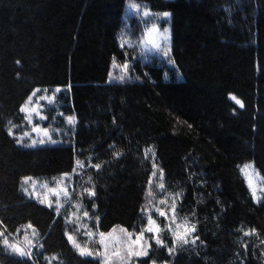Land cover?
<instances>
[{"label":"trees","instance_id":"16d2710c","mask_svg":"<svg viewBox=\"0 0 264 264\" xmlns=\"http://www.w3.org/2000/svg\"><path fill=\"white\" fill-rule=\"evenodd\" d=\"M128 2L171 13L170 65L121 45L144 27L126 19ZM114 64L128 78L111 81ZM55 87L45 125L60 143L21 147L9 134L21 107ZM246 162L264 178V0H0V231L38 234L31 259L0 242V264H101L77 254L64 215L23 193L25 177L72 175L94 230L138 235L149 216L163 228L146 210L156 168L195 243L175 248L162 229L174 251L149 238L139 264H264V198L253 199Z\"/></svg>","mask_w":264,"mask_h":264},{"label":"rangeland","instance_id":"374dc122","mask_svg":"<svg viewBox=\"0 0 264 264\" xmlns=\"http://www.w3.org/2000/svg\"><path fill=\"white\" fill-rule=\"evenodd\" d=\"M144 12H148L149 15H143ZM163 13L165 12L152 13L149 9L139 5L138 3L128 2L125 9L126 19L130 18L129 20H131V18H138L143 23L142 25L144 27L142 34L136 39H132L131 35H123L121 39V45L135 48V50L137 51V58L144 62H148L155 57L170 65L168 61L170 60L169 58L171 55L172 47L170 16L164 17L162 15ZM165 35H167L169 38L165 39ZM157 45L159 47H156ZM165 51H167V55H164ZM126 65L128 66V64ZM123 66L124 65L119 64L113 65L110 74L111 81H121L118 79V77L121 75H124L125 79L128 78V70L125 72ZM56 89H59V91H56ZM61 91L62 88L60 87H55L53 89L37 88L33 91V93L35 92V96L32 95L33 93L30 95L32 96V103L29 105V109L31 110L35 108L36 110H38L39 115H37V111H30V113L21 111L24 115V123L19 127L15 126L10 129V135L15 138V140L21 147L36 148L44 146H54L60 143L58 139L61 133L57 128H55V121L51 122V124L49 125L50 127L46 126L45 124L46 122H50L47 110H49V108H55L56 94L60 93ZM50 100L51 103L49 102ZM41 117H46V119H41ZM34 128H39L40 131H33ZM45 129H47L48 131L47 136L44 135ZM40 140H43L44 143H39ZM33 141H36L37 143L33 145ZM246 165L251 166L249 175L252 177V185L256 189L255 196L253 195L252 188L249 187L248 180L245 178L244 173H242L241 171V169H243ZM240 171L253 199L256 202L257 198H260V200H262L264 198V191H262V189H264V178L254 167L253 163H244L241 166ZM155 173L156 176L152 177L150 185V191L152 193L149 194V199H152V201L148 203V205L146 206V210L157 212L158 221L163 223H161L163 228L158 225L157 221H155V223L153 224L148 223L147 228H158L159 231L155 233L144 231L143 239H141L138 243L134 242L137 240V237L140 234L134 235L131 233H127L126 231H121L120 228H116L114 229L115 231H111L110 233L103 234V236H101V233L94 230L93 225H91L92 218L86 212L85 208L81 205V201L77 197H75V195L77 194L76 190L74 191V187L72 184V175L63 174L49 180L25 177L22 181L21 190L28 198L35 199L39 203H41L40 201L43 200L44 202L41 204L47 207H49L48 204L49 202H51L52 208H54L57 213L65 216L69 230V233H67V238L69 235H72L75 238L76 242L82 248L94 253L93 256L86 257L98 259L101 264H105V257L108 258L107 264H139L138 259L145 256H130L129 249H131L132 252L146 249L148 252L150 241L149 238H151L153 235H158L161 239L162 229H167L170 233L175 231L183 233L187 229L189 232L187 236L189 242L193 240L194 232L190 231L191 225L186 221L177 218L176 205L173 200L174 198L172 199L171 196L162 195V189L158 187V185L162 181L160 180V172L157 168ZM257 173L259 174L258 177L256 176ZM27 178L30 179L28 180V183H25V180ZM65 191H67L69 195L66 196L64 194ZM155 192H157V194ZM161 201H164V203H161ZM173 205L175 206V213H173L172 211ZM161 211L166 215L160 216L159 212ZM85 213H87V215H85ZM27 226L22 227L13 236L6 237L4 235V237L7 238L9 244L25 249L26 251L32 253V250L38 244V234L35 231L36 234L33 235V228H28ZM88 233H93V235H89ZM173 240L175 248L184 245L177 243L174 237ZM69 242L73 246L72 241ZM141 245H143V248H141ZM5 248L11 254L20 257L17 253H14L11 248L7 246H5ZM73 248L79 255L78 250L74 246ZM96 253H101L102 255H96Z\"/></svg>","mask_w":264,"mask_h":264},{"label":"snow or ice","instance_id":"6c2138e0","mask_svg":"<svg viewBox=\"0 0 264 264\" xmlns=\"http://www.w3.org/2000/svg\"><path fill=\"white\" fill-rule=\"evenodd\" d=\"M143 15L148 16L149 13H148V12H144ZM162 15H163L164 17H169V16L171 15V13H167V12H165V13H163ZM164 38H165V39H168L169 37H168L167 35H165ZM156 47H159V46L157 45ZM164 55H167V51L164 52ZM123 67H124V70H125V72H126V71H127V65L125 64ZM118 79L121 80V81H123V80H125V76H124V75H121V76L118 77ZM37 91H40V90H37ZM56 91H59V89H56ZM32 95L35 96V92H34ZM233 99H235V97H233ZM49 102L51 103V100H50ZM31 103H32V96H30V97L28 98V100L25 102V105L21 108V111H22V112H29V113H30V111H37V115H39L38 110H36L35 108H33V109H31V110L29 109V105H30ZM236 103L240 104V101H239V100H236ZM241 107H243L242 104H241ZM41 119H46V117H41ZM67 119H68V123H69V124H74V123H75V118H74V117H68ZM33 131H37V132H39L40 129H39V128H34ZM9 134H11V130H9ZM26 135H27V133H26ZM44 135H45V136L48 135V131H47V129L44 130ZM36 143H37L36 141H33V145H35ZM39 143H44V141H43V140H40ZM77 165L80 166V167H83V165L81 164L80 161H77ZM93 167H97V168H98L99 165H93ZM250 168H251L250 165H246V166H244L243 169H241V171H242V173H244L245 178L248 180L249 187L252 188L253 195L255 196L256 189L253 187V185H252V177L249 175V170H250ZM253 171H254V170H253ZM152 175H153V176H156V173L153 172ZM256 176L258 177L259 174L257 173ZM29 179H30V178H27V179L25 180V183H28V180H29ZM160 180H161V181L163 180V172H162V170H161V172H160ZM61 182H62V181H61ZM158 187H160L161 189H163V188H164L163 183L161 182V183L158 185ZM262 191H264V189H262ZM64 194H65L66 196L69 195V194L67 193V191H65ZM89 195H95V192H89ZM40 202L43 203L44 201L41 200ZM257 202H260V198H257ZM161 203H164V201H161ZM48 206H49V207H52V203L49 202ZM172 211H173V213H175V206H174V205L172 206ZM85 215H87V213H85ZM159 215H160V216H164V215H166V214H165L164 212L161 211V212H159ZM149 223H150V224L155 223V221H153V220L151 219V216H149ZM27 227H28V228H33V226H32L31 224H29ZM5 231H6V229H5ZM113 231H115V230H113ZM121 231H126V230H125V229H121ZM144 231H147V232H150V233H155V232H158L159 229H158V228H157V229H154V228H152V227H148V228H146V229H143V230L141 231V234L137 237V240H136L134 243H138L141 239H143V232H144ZM190 231H191V232H194V231H195V226H194V225L191 226ZM35 234H36V233H35V229H33V235H35ZM88 234H89V235H93V233H88ZM171 234H172V236L174 237V239H175V241H176L177 243H180V244H187V243H189V240H188V238H187L189 232H188L187 229H186L183 233H181V232H179V231H175V232H172ZM244 234H245V235H252V234H255V230H252V232H245ZM101 236H103V234H101ZM0 237H3L2 241H0V242H2L3 245H5V246L11 248L12 251H13L14 253H17L20 257L31 259L32 255H33L31 252L26 251L25 249H22V248H19V247H16V246H14V245L9 244L7 238L4 237V231H0ZM151 239H154L155 242H156V244L161 245V246L167 248V245L164 243V241H163L162 239L159 238L158 235H153V236L151 237ZM68 240H69V241H72L73 246L78 250L80 256H93L94 253H93L92 251H89V250H86V249L82 248V247L76 242L75 238H74L72 235H69V236H68ZM192 242L195 243L194 240H193ZM149 246H150V245H149ZM41 247H42V245H41ZM141 248H143V245H141ZM167 250L169 251V254H171V253L174 251L173 248H167ZM96 255H102V254H101V253H96ZM117 255H118V254H117ZM129 255H130V256H133V255H134V256H137V257H139V256H147V255H148V252H147L146 249H145V250L136 251V252H132L131 249H129ZM45 259H47V258H45ZM107 260H108V258L105 257V264H107Z\"/></svg>","mask_w":264,"mask_h":264}]
</instances>
